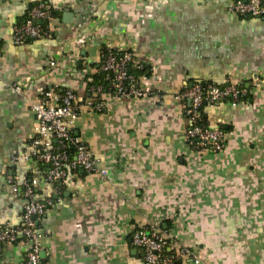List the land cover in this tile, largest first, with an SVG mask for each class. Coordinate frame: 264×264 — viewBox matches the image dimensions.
<instances>
[{
    "label": "crops",
    "instance_id": "1",
    "mask_svg": "<svg viewBox=\"0 0 264 264\" xmlns=\"http://www.w3.org/2000/svg\"><path fill=\"white\" fill-rule=\"evenodd\" d=\"M39 1L0 0V225L22 224L23 185L36 179L35 198L54 201L38 219L43 264H141L132 233L151 223L167 252H193L176 264H264V18L232 13V0H42L52 36L15 44L14 26ZM109 44L134 53L153 92L105 95L99 112L85 103ZM193 82L247 88L235 104L204 108L226 132L220 151L184 138L188 101L177 95ZM55 85L76 93L73 132L106 178L71 170L49 182L38 160L12 161L35 136L33 103ZM28 249L23 238L1 244L0 264H24Z\"/></svg>",
    "mask_w": 264,
    "mask_h": 264
},
{
    "label": "built area",
    "instance_id": "2",
    "mask_svg": "<svg viewBox=\"0 0 264 264\" xmlns=\"http://www.w3.org/2000/svg\"><path fill=\"white\" fill-rule=\"evenodd\" d=\"M229 10L241 17L264 18V0H232ZM51 17L50 6L42 0L37 2L30 9L28 18L14 26L13 42L23 44L29 39L51 37L52 32L48 27ZM50 65L56 66V61L50 59ZM132 66L140 69L144 67L142 64H135L132 51L118 50L110 44L106 45L98 70L103 74V82L89 86L90 93L85 104L95 111L102 112L106 107L105 95L122 98H144L150 95L153 90L151 87L140 86L139 78L131 72ZM55 89L56 85L43 91L39 100L33 103L32 109L36 117L35 136L27 152L12 154V161L30 158L38 160L48 167L45 180L49 182L67 177L71 170L98 173L102 178H106L108 169L100 165V160L93 154L87 142L73 132V123L80 110L76 93L71 88L63 93H58ZM247 93V88L232 83L204 85L201 82H193L185 87L177 97L188 101L185 111L189 123L184 135L186 142L198 151L223 149L226 132L222 128H212L200 123L202 112L206 106L222 101L235 104ZM7 182L15 192L19 190L14 176H7ZM36 183L37 180L34 179L26 181L23 185L26 203L22 224L18 227L0 225V245L17 242L21 238L29 244L24 264H43V234L38 219L54 203L50 198H35ZM132 242L142 251L141 264H176L183 255H193V252L184 246L171 248L172 250L167 252L171 242L169 237L161 233L156 223L135 230L132 233Z\"/></svg>",
    "mask_w": 264,
    "mask_h": 264
},
{
    "label": "trees",
    "instance_id": "3",
    "mask_svg": "<svg viewBox=\"0 0 264 264\" xmlns=\"http://www.w3.org/2000/svg\"><path fill=\"white\" fill-rule=\"evenodd\" d=\"M29 11H30V10H29ZM52 14L55 15V13H53V12H52ZM28 15H29V12H28V14H27V17L24 19V21L28 18ZM22 22H23V21H22ZM20 23H21V22H20ZM44 24L46 25V23H44ZM144 70H145L144 67H143V69H140V68H138L137 66H132V67H131V72H133V73L137 76V78H139V73L142 72V71H144ZM102 82H103V74H101L100 72H98V73L95 75L93 81H92L89 85H91V84H99V83H102ZM202 83H203L204 85L214 84V83H211V82H202ZM214 85H219V84H214ZM222 85H223V84H222ZM242 86H243V85H242ZM243 87H244V86H243ZM244 97H245V96H244ZM244 97H243V98H244ZM243 98H242V99H243ZM200 123L209 126V125L206 123V121H205L204 110H203L202 115H201Z\"/></svg>",
    "mask_w": 264,
    "mask_h": 264
}]
</instances>
